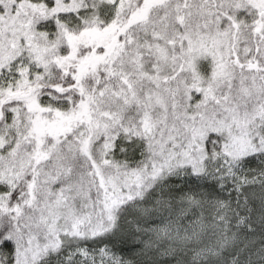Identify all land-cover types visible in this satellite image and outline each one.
<instances>
[{"label":"snow or ice","instance_id":"snow-or-ice-1","mask_svg":"<svg viewBox=\"0 0 264 264\" xmlns=\"http://www.w3.org/2000/svg\"><path fill=\"white\" fill-rule=\"evenodd\" d=\"M0 264H264V0H0Z\"/></svg>","mask_w":264,"mask_h":264}]
</instances>
